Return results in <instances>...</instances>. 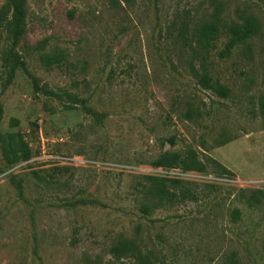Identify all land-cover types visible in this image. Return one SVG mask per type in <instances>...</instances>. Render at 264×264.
Returning <instances> with one entry per match:
<instances>
[{
  "label": "rangeland",
  "instance_id": "374dc122",
  "mask_svg": "<svg viewBox=\"0 0 264 264\" xmlns=\"http://www.w3.org/2000/svg\"><path fill=\"white\" fill-rule=\"evenodd\" d=\"M26 1L10 81L0 37V132L32 149L8 163L0 144V264H264V196L246 203L264 191V0ZM217 7L227 24L257 19L251 50L224 56V26L197 43ZM188 149L204 171L153 164ZM154 176L181 179L177 197L158 201ZM123 238L142 256L115 257Z\"/></svg>",
  "mask_w": 264,
  "mask_h": 264
},
{
  "label": "trees",
  "instance_id": "16d2710c",
  "mask_svg": "<svg viewBox=\"0 0 264 264\" xmlns=\"http://www.w3.org/2000/svg\"><path fill=\"white\" fill-rule=\"evenodd\" d=\"M27 21V1L26 0H7L6 3L0 7V37L5 32L10 42V46L2 56V62L8 67L10 81L14 76L17 68L26 67L25 61L21 59L19 51L16 49L26 33V22ZM227 28L228 39L223 50L224 56H229L232 50L241 45L245 44L250 49L249 41L258 32L259 25L258 21L254 16H246L242 21H232L227 24L224 22L221 16V9L217 7L211 14L209 20L204 22L197 30V43L206 50H209L214 45V41L219 37L222 27ZM50 62V60H46ZM56 63L60 64L61 61L57 60ZM200 77V83L211 89L217 95L222 97H228L231 89L223 84L220 80L214 79L208 69L203 68L198 73ZM71 96L70 93H67ZM83 106L90 112V109L85 105ZM73 106V105H70ZM264 108V102H263ZM0 144L2 149V155L8 163H15L20 159H29L32 156V149L29 143L25 140L24 135L19 131H7L0 132ZM214 162L219 164L215 159ZM153 164L166 168L180 167L184 171L197 170L204 171L206 169V163L199 157L198 152L194 149H188L184 152H164L153 161ZM224 173H231L232 171L220 165ZM38 177H41L37 173ZM155 187V196L158 201L163 199H173L176 196L175 192H171L169 181L172 184L178 185L182 182L181 179L168 176H154L152 177ZM19 190L22 192V186L19 184ZM245 196V194H243ZM264 191L262 189L252 190L246 199V203L249 206L258 204L262 201ZM144 211H150L148 204L144 205ZM241 211L239 208L233 210L234 218H238ZM111 253L120 258L122 256L138 255L142 256L140 249L134 242L129 238L120 239L117 243L112 245L110 249ZM226 264H240L234 259Z\"/></svg>",
  "mask_w": 264,
  "mask_h": 264
}]
</instances>
